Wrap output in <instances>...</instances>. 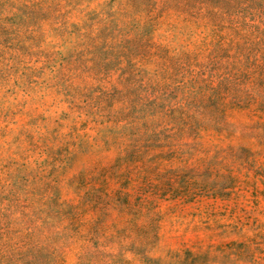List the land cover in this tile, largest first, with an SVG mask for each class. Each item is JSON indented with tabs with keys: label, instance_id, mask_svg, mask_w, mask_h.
I'll list each match as a JSON object with an SVG mask.
<instances>
[{
	"label": "rangeland",
	"instance_id": "374dc122",
	"mask_svg": "<svg viewBox=\"0 0 264 264\" xmlns=\"http://www.w3.org/2000/svg\"><path fill=\"white\" fill-rule=\"evenodd\" d=\"M0 264H264V0H0Z\"/></svg>",
	"mask_w": 264,
	"mask_h": 264
}]
</instances>
